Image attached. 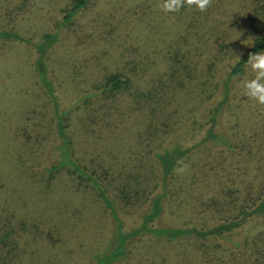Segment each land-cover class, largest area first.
<instances>
[{"label": "rangeland", "instance_id": "374dc122", "mask_svg": "<svg viewBox=\"0 0 264 264\" xmlns=\"http://www.w3.org/2000/svg\"><path fill=\"white\" fill-rule=\"evenodd\" d=\"M73 2L0 0V28L31 41L0 39V238L11 223L15 238L7 243L20 236L17 253L4 252L0 264H94L113 237V221L93 192L68 176L51 187L44 182L62 144L36 67L44 33L59 36L43 61L60 108L72 112L73 148L84 161L114 166L134 152L140 171L154 178L156 152L191 149L176 177L182 188L157 226L212 227L264 191V105L239 87L253 75L247 67L229 77L233 57L249 47L245 40L264 31L257 0H211L203 12L186 4L176 13L164 12L163 0H88L65 23ZM114 74L131 86L113 96L104 86ZM216 108L215 131L235 150L199 144ZM147 208L120 209L125 228L138 227ZM194 246L147 236L114 264H234Z\"/></svg>", "mask_w": 264, "mask_h": 264}, {"label": "trees", "instance_id": "16d2710c", "mask_svg": "<svg viewBox=\"0 0 264 264\" xmlns=\"http://www.w3.org/2000/svg\"><path fill=\"white\" fill-rule=\"evenodd\" d=\"M87 2L88 0H74L66 10L64 22H70L86 6ZM257 2L264 25V0H257ZM0 39L31 43L24 35L13 29L0 28ZM58 40L57 33H44L42 43L36 45L39 53L36 61L38 78L53 103L57 136L62 140L56 162L45 168L44 182L51 187L57 180L68 176L85 191L93 192L97 201L110 215L114 226L113 237L107 251L94 255V264H114L126 258L132 252L129 249L130 243L147 236L160 241L192 242L195 244L194 247L199 246V251H202L200 248L202 246L214 255L223 253L218 256L219 260L229 257L234 264H264V191L258 193L259 195L256 193L257 196H253L246 203L244 201L236 205L235 214L223 217L218 224L212 227L157 226L156 223L165 213L173 191L177 192L182 188V184H176L175 169L185 164L183 158L190 153L191 149L175 147L156 152L153 155L156 170L152 172L154 178H149L140 171L143 170L144 165L135 158L134 152L124 156L122 164L117 163L118 165L114 166L99 159L88 163L77 155L73 148L72 112L60 108L53 83L48 79L46 63L43 61L47 50ZM253 40L254 45L249 46L239 62L232 67L230 78L241 76L244 73L249 53L264 49V31ZM129 86H131L130 79H124L121 74H114L106 80L104 89L114 96L129 89ZM142 96L148 97L149 94ZM156 96L158 95L154 94L153 97ZM224 97L228 98L227 92ZM218 110L219 108H216L210 112L212 125L199 144L215 143L228 151L235 150L234 142L215 131ZM91 116L92 114L88 113L83 119H89ZM83 125L90 126L86 123ZM138 204L148 207L143 215L142 223L136 228L127 230L119 211L130 209ZM259 220L262 221L263 228L253 227V223ZM7 226L11 227L7 232V237L0 238V259L3 261L6 259L4 252L5 256L13 255L19 248L20 236L16 237L12 244L7 243V240L15 238L14 225L11 223ZM234 237L238 238L233 242ZM221 240L226 241V245L222 244Z\"/></svg>", "mask_w": 264, "mask_h": 264}, {"label": "clouds", "instance_id": "9594fccd", "mask_svg": "<svg viewBox=\"0 0 264 264\" xmlns=\"http://www.w3.org/2000/svg\"><path fill=\"white\" fill-rule=\"evenodd\" d=\"M211 3V0H163L161 5L164 12H179L186 4H195L196 8L203 12ZM239 36L241 35L240 32ZM239 38V37H238ZM247 46H253L254 40L248 38L245 40ZM239 62V57H233V63ZM246 66L253 75L240 80L239 87L243 90V94L249 99L255 101L258 105H264V49L249 53L246 60ZM187 165H183L175 171L179 174L186 169Z\"/></svg>", "mask_w": 264, "mask_h": 264}]
</instances>
